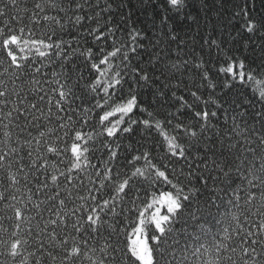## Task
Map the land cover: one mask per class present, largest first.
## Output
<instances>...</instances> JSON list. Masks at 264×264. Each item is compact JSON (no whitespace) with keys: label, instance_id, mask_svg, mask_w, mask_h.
Segmentation results:
<instances>
[{"label":"snow or ice","instance_id":"1","mask_svg":"<svg viewBox=\"0 0 264 264\" xmlns=\"http://www.w3.org/2000/svg\"><path fill=\"white\" fill-rule=\"evenodd\" d=\"M0 264H264V0H0Z\"/></svg>","mask_w":264,"mask_h":264},{"label":"trees","instance_id":"2","mask_svg":"<svg viewBox=\"0 0 264 264\" xmlns=\"http://www.w3.org/2000/svg\"><path fill=\"white\" fill-rule=\"evenodd\" d=\"M209 27H211V25Z\"/></svg>","mask_w":264,"mask_h":264}]
</instances>
